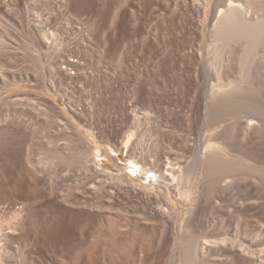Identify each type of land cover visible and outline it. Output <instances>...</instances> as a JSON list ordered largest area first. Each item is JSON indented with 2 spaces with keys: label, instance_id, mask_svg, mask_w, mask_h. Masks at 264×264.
I'll return each instance as SVG.
<instances>
[{
  "label": "bare ground",
  "instance_id": "6f19581e",
  "mask_svg": "<svg viewBox=\"0 0 264 264\" xmlns=\"http://www.w3.org/2000/svg\"><path fill=\"white\" fill-rule=\"evenodd\" d=\"M79 1L0 0V264H111V251L126 257L131 233L149 246L136 264H264V238L255 237H264V223L245 209L264 199V0H158L174 13L193 3L196 28L209 35L207 54L202 45L195 51L187 132L173 140L170 126L157 125L161 137L149 143L150 121L133 109L120 146L111 119L103 129L96 116L98 91L80 85L71 93L76 78L94 77L85 76L83 50L104 18L73 49L67 33L32 17L34 9L69 13ZM103 1L109 13L119 2ZM11 22L26 29L24 40L10 38ZM103 44L110 61L116 52ZM28 55L37 66L18 67ZM130 135L138 138L128 150L131 173L103 170L100 156L117 165L110 149ZM129 201L143 211L129 212ZM56 223L66 229L54 234Z\"/></svg>",
  "mask_w": 264,
  "mask_h": 264
},
{
  "label": "rangeland",
  "instance_id": "374dc122",
  "mask_svg": "<svg viewBox=\"0 0 264 264\" xmlns=\"http://www.w3.org/2000/svg\"><path fill=\"white\" fill-rule=\"evenodd\" d=\"M118 1L112 13L105 10L103 7V0H80L78 3L74 4L75 6L72 9L73 12L70 11L71 13L64 12L63 9L57 7H52L57 8V10L52 12L53 9L51 8H46V10L34 9L32 17H35V19L39 17L44 22L43 25H45L46 29L50 32H60V35H65L67 33L64 37H67L66 41L69 44L71 43L70 47H73V49L76 47V41L81 39L80 37L83 36L90 22L97 16L102 19L104 18L106 24L103 22L102 33L100 32L98 34L99 36L94 37L95 44L86 46L85 49L83 48L84 59L82 62L85 67V76L93 72L95 73L94 77L90 75L76 78L72 83V85L76 83V86L72 88L74 91L71 90V93L73 95L79 94L80 85L86 90L93 88L96 92L98 91L94 96V102L97 104L96 116L98 114L100 115L103 121L101 128L103 129L105 128V124H107V126L109 124V122L106 121L111 119L113 125V127H111L113 130L111 139L112 141H116L119 146L122 139L121 132L126 127L128 128L129 122L132 121L129 115H131L130 112L133 109L136 111L138 110L137 113L142 118L147 117V121H150L149 126L152 131L147 134V136H149L148 139L146 137V141L151 143L155 139V132L157 133L160 131V129L159 131L155 129L156 127L153 129V127L157 125L170 126L169 129L171 132H168V138L178 140L181 135H185L187 132L186 114L189 112L190 104L194 96L193 72L198 63L195 57V51L200 47L199 45H202L205 54H207L206 43L209 42V35L206 34L202 36L197 30L196 22L198 17L196 11H194L193 3L188 5L190 7L182 5V7L174 13L172 12L173 4H170V7L164 8L161 7L162 5L157 6L158 0ZM122 2L126 4H122ZM198 2V0L194 1L195 4ZM262 4L263 7L262 5L261 7L263 9L260 10V14L264 13V3ZM118 5L119 9H117L118 15L116 23L113 24L114 26H109L112 17L111 14L114 13ZM11 24L15 28L12 27L15 34L11 33V35L15 37L10 38H15L20 41H22V39L24 40L25 36H27V32H24L26 29L24 30L18 22H11ZM107 27H110V29ZM104 30L108 31V35L106 36L108 39L102 37ZM73 32L76 35H74ZM101 37L104 38V41L105 39L108 40L110 45H112V50L114 53L116 52V55L112 57L110 61L106 57L107 54H104L102 51L104 41ZM122 48L125 50L126 54V56L124 55L123 57L120 55ZM27 57L20 56L16 61V65L18 67H29L32 65L30 68H34L33 64H35L36 61L34 55H28ZM32 59L34 60L33 62L30 61ZM4 63L9 66L7 61ZM35 66H37V61ZM64 84H66V82ZM37 91H40V89H37ZM50 95L53 96L52 93H50ZM56 97L59 99L60 105L65 106L64 102L58 96ZM84 97H89V95L85 94ZM109 104L111 111H107ZM63 123H66V120ZM146 125L147 124H145V126ZM82 127L83 126L80 124V128ZM92 132L93 135L89 137L93 140L96 134L94 131ZM95 132L97 133V131ZM192 136L195 137L196 134L192 133ZM159 137H161L160 132ZM136 138V135H130L123 145H121L119 151L110 149V152L117 157V165L107 156L101 155L99 161L101 163L100 167L103 170L111 171L115 174L121 173V168H125V171L131 173L126 167L130 164L128 150L136 143L138 139ZM102 145L100 146L101 148H103ZM96 149L98 154H101L102 151L100 148ZM183 198L187 203V207V199L185 197ZM260 201V203H256L254 206L246 203L245 209L250 212V216H255L257 214L256 216L258 219L260 218L259 220L263 226L264 199ZM129 203H131V201H129ZM132 204L133 203L129 204V212L134 209H136L138 213L143 211L140 205H137V207L135 205L133 208ZM247 206H249V209ZM227 222L226 226L228 224ZM65 229V223H56V225H53L54 234H59ZM132 235V233L129 234L128 242L127 239H124V242L122 241L125 243V250L128 251L126 257H124L125 255L122 256L119 251L115 252L114 250V254L110 249L111 253L114 255L111 259V264H136L139 248L141 246H146L147 249L149 248L147 240L143 236L137 234L133 237ZM255 237L258 239L264 238L263 234H258ZM127 247H129V249H127Z\"/></svg>",
  "mask_w": 264,
  "mask_h": 264
}]
</instances>
